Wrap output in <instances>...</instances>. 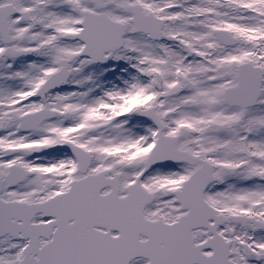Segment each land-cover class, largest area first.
<instances>
[{
  "label": "snow or ice",
  "instance_id": "obj_1",
  "mask_svg": "<svg viewBox=\"0 0 264 264\" xmlns=\"http://www.w3.org/2000/svg\"><path fill=\"white\" fill-rule=\"evenodd\" d=\"M0 264H264V0H0Z\"/></svg>",
  "mask_w": 264,
  "mask_h": 264
}]
</instances>
